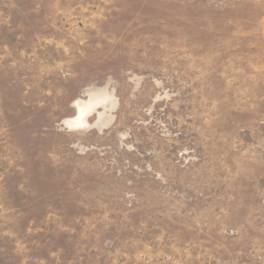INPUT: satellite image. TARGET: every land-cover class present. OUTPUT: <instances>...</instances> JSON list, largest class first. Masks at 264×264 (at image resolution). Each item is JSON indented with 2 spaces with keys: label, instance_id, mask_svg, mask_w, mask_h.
<instances>
[{
  "label": "rangeland",
  "instance_id": "obj_1",
  "mask_svg": "<svg viewBox=\"0 0 264 264\" xmlns=\"http://www.w3.org/2000/svg\"><path fill=\"white\" fill-rule=\"evenodd\" d=\"M0 264H264V0H0Z\"/></svg>",
  "mask_w": 264,
  "mask_h": 264
}]
</instances>
